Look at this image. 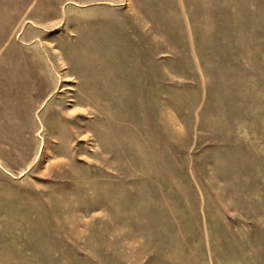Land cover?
Returning a JSON list of instances; mask_svg holds the SVG:
<instances>
[{"label": "rangeland", "instance_id": "374dc122", "mask_svg": "<svg viewBox=\"0 0 264 264\" xmlns=\"http://www.w3.org/2000/svg\"><path fill=\"white\" fill-rule=\"evenodd\" d=\"M0 264H264V0H0Z\"/></svg>", "mask_w": 264, "mask_h": 264}]
</instances>
